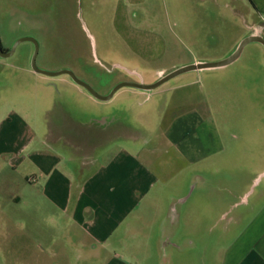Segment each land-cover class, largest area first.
Wrapping results in <instances>:
<instances>
[{"label": "rangeland", "instance_id": "rangeland-1", "mask_svg": "<svg viewBox=\"0 0 264 264\" xmlns=\"http://www.w3.org/2000/svg\"><path fill=\"white\" fill-rule=\"evenodd\" d=\"M254 23L246 0H0L4 49L34 39L40 70L71 71L101 96L120 83L148 85L160 72L223 60ZM33 53L22 42L0 58V264H234L237 237L264 209V46L249 43L227 67L190 71L150 92L121 88L109 101L67 75L35 73ZM188 113L222 147L195 165L166 136ZM73 122L85 127L77 133ZM120 124L131 128L133 145L119 140ZM48 126L69 138L75 161H63L61 143L44 144ZM125 146L174 178L130 217L133 230L95 242L88 225L84 232L48 205L40 162L52 147L54 168L86 181ZM238 214L243 220L230 223Z\"/></svg>", "mask_w": 264, "mask_h": 264}, {"label": "crops", "instance_id": "crops-1", "mask_svg": "<svg viewBox=\"0 0 264 264\" xmlns=\"http://www.w3.org/2000/svg\"><path fill=\"white\" fill-rule=\"evenodd\" d=\"M246 1L257 22L250 26L252 31L249 35L262 36L264 34V0ZM162 73L160 72L159 76H162ZM198 120L195 113H188L177 118L166 131L168 141L174 145L181 158L189 165L210 159L222 150L219 138H214L212 133L204 135V128L200 126ZM71 125L77 133L85 127V124L78 122H73ZM129 129H131L129 126L120 124L121 135L119 134L118 138L125 144L133 145L132 137L130 134L127 135ZM57 143H61L63 150L66 151L67 158L63 161L76 160L75 154H69L74 149L69 138L53 135L52 127L48 126L44 144L53 146ZM50 151L52 154L47 155L46 159L40 162L43 164L42 168H45L43 176L47 179L43 188L44 198L49 206L65 214L68 220L82 231L85 230L84 225H88L89 229L86 233L95 242L110 239L122 227L121 231L124 233L133 230V223L129 221L130 217L140 208L143 201L147 200L144 205L148 204L155 192L163 194L162 186L174 178L173 174L170 176L157 174L150 164L140 158L139 153H134L132 148L125 146L108 155L106 163L101 164L95 174L92 173L85 181L83 175L78 173L72 174L75 177L73 178L58 172L54 168V163L57 164L60 161L57 157L58 152L52 147ZM77 152H79V146H77ZM247 203L248 201L245 202ZM225 216L226 213L221 215L222 218ZM242 217L243 215L240 214L233 216L230 223H240L243 220ZM256 222L258 225L252 226ZM160 225V235L156 237L158 246L164 239L161 234L164 220ZM239 244L242 245V250L236 251L234 264H250L252 260L255 264H264V209L255 220L250 222L248 230L237 237L234 247H238Z\"/></svg>", "mask_w": 264, "mask_h": 264}, {"label": "water", "instance_id": "water-1", "mask_svg": "<svg viewBox=\"0 0 264 264\" xmlns=\"http://www.w3.org/2000/svg\"><path fill=\"white\" fill-rule=\"evenodd\" d=\"M22 42H32L34 44L35 49H34L32 59H31V68L35 73L42 74L48 77L68 75L76 85L82 87L93 98L99 101H109L118 90L124 87L133 88V89H137V90H141L145 92H150V91L156 90L157 88H159L161 85H163L167 81L181 74L190 72V71H208V70L221 69L235 62L239 58L243 48L249 43L257 42L264 46V38L259 34H252V35L247 36L245 39H243L241 43L238 45V47L236 48V50L230 56H228L227 58L223 60H220L217 62H208V63L199 62V63H194V64H191L185 67H181V68L172 70L171 72H168L166 74H163L162 76H160V78L155 83L148 84V85L142 82L140 83H126V82L120 83L117 86H115L108 95L101 96L97 94L88 84L76 78V76L71 71H59V72L52 73V72H46V71L40 70L36 65V57L38 54L39 47H38V43L34 39H31V38L20 39L14 44V46L11 48V50L8 53L3 52L0 47V57L2 58L10 57L14 53L16 47ZM184 201L185 199L181 200V202H184Z\"/></svg>", "mask_w": 264, "mask_h": 264}, {"label": "flooded vegetation", "instance_id": "flooded-vegetation-1", "mask_svg": "<svg viewBox=\"0 0 264 264\" xmlns=\"http://www.w3.org/2000/svg\"><path fill=\"white\" fill-rule=\"evenodd\" d=\"M36 41V40H35ZM37 42V41H36ZM30 43H32V42H30ZM33 44V43H32ZM33 46H34V44H33ZM0 47H1V49H2V51L3 52H5V53H8L10 50H7V49H4L3 47H2V45H1V42H0ZM39 47V46H38ZM34 49H35V47H34ZM39 49V48H38ZM0 58H2V57H0ZM68 76V75H67ZM70 78V77H69ZM71 79V78H70Z\"/></svg>", "mask_w": 264, "mask_h": 264}]
</instances>
